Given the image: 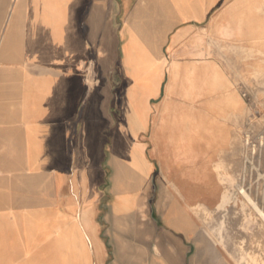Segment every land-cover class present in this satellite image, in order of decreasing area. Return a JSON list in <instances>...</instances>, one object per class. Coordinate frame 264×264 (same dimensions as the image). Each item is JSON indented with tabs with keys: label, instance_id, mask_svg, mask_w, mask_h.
Masks as SVG:
<instances>
[{
	"label": "crops",
	"instance_id": "crops-1",
	"mask_svg": "<svg viewBox=\"0 0 264 264\" xmlns=\"http://www.w3.org/2000/svg\"><path fill=\"white\" fill-rule=\"evenodd\" d=\"M10 2L0 264H231L218 236L200 231L199 209L216 207L240 156L247 111L229 74H261L264 0Z\"/></svg>",
	"mask_w": 264,
	"mask_h": 264
},
{
	"label": "rangeland",
	"instance_id": "rangeland-1",
	"mask_svg": "<svg viewBox=\"0 0 264 264\" xmlns=\"http://www.w3.org/2000/svg\"><path fill=\"white\" fill-rule=\"evenodd\" d=\"M10 4V0H0V30L9 13ZM250 61L251 56L247 53L239 62L247 64ZM261 62L259 76L246 75L245 71H240L237 67L229 74L230 77H238L233 81V87L245 103L247 111L245 129L238 131L237 135L240 156L231 164L229 174L225 172L226 174L219 178L226 192L220 195L216 207L210 209L201 205L199 209L200 231L218 236V243L231 264H264V51L261 54ZM220 67L227 70L228 67L232 69L234 65L221 63ZM117 119L122 120L121 107ZM103 133L104 136H109L110 131L104 130ZM121 147L119 145L118 149L121 150ZM102 149L98 166L108 178L110 139L105 137ZM124 157L126 158L125 155ZM74 171V166H69L63 172L72 175ZM107 188L102 185L104 194L96 211L100 237L104 242L108 241L105 219L112 202ZM65 189L68 190V186ZM211 196L208 195L209 198ZM173 197L174 200L177 198L176 195Z\"/></svg>",
	"mask_w": 264,
	"mask_h": 264
},
{
	"label": "bare ground",
	"instance_id": "bare-ground-1",
	"mask_svg": "<svg viewBox=\"0 0 264 264\" xmlns=\"http://www.w3.org/2000/svg\"><path fill=\"white\" fill-rule=\"evenodd\" d=\"M125 156H126V160H128V161H131L132 160V157L131 156H129L128 154H127V151H126V153H125ZM180 168V167H179ZM182 168H184V167H182ZM181 168V169H182ZM179 195V194H178ZM181 198V197H180ZM261 214V213H260ZM262 216V215H261Z\"/></svg>",
	"mask_w": 264,
	"mask_h": 264
}]
</instances>
